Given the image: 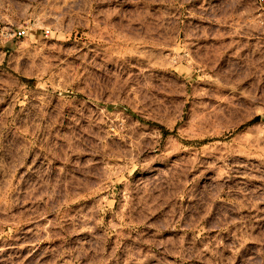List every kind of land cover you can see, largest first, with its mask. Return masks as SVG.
<instances>
[{"label":"rangeland","instance_id":"1","mask_svg":"<svg viewBox=\"0 0 264 264\" xmlns=\"http://www.w3.org/2000/svg\"><path fill=\"white\" fill-rule=\"evenodd\" d=\"M0 264H264V0H0Z\"/></svg>","mask_w":264,"mask_h":264}]
</instances>
